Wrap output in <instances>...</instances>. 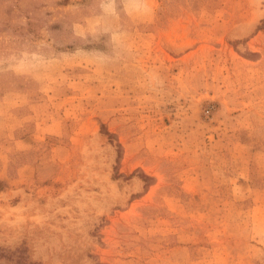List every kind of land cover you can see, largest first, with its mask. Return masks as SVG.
<instances>
[{
  "label": "rangeland",
  "instance_id": "374dc122",
  "mask_svg": "<svg viewBox=\"0 0 264 264\" xmlns=\"http://www.w3.org/2000/svg\"><path fill=\"white\" fill-rule=\"evenodd\" d=\"M91 4L0 0V55ZM152 4L118 63L0 72V264H264V5Z\"/></svg>",
  "mask_w": 264,
  "mask_h": 264
},
{
  "label": "clouds",
  "instance_id": "9594fccd",
  "mask_svg": "<svg viewBox=\"0 0 264 264\" xmlns=\"http://www.w3.org/2000/svg\"><path fill=\"white\" fill-rule=\"evenodd\" d=\"M264 5V0H259ZM155 15L152 0H92L91 14L74 24L73 37L81 43L70 51H55L46 39L10 47L0 55V72L37 76L68 62H85L103 68L131 53L125 20H150ZM88 44H103L102 48ZM149 85H162L159 75L147 74Z\"/></svg>",
  "mask_w": 264,
  "mask_h": 264
},
{
  "label": "trees",
  "instance_id": "16d2710c",
  "mask_svg": "<svg viewBox=\"0 0 264 264\" xmlns=\"http://www.w3.org/2000/svg\"><path fill=\"white\" fill-rule=\"evenodd\" d=\"M104 134H106L109 138H111L110 134H108L107 132H104ZM119 157V153L117 154V158Z\"/></svg>",
  "mask_w": 264,
  "mask_h": 264
},
{
  "label": "built area",
  "instance_id": "2783aa9c",
  "mask_svg": "<svg viewBox=\"0 0 264 264\" xmlns=\"http://www.w3.org/2000/svg\"><path fill=\"white\" fill-rule=\"evenodd\" d=\"M206 113H208V112H206Z\"/></svg>",
  "mask_w": 264,
  "mask_h": 264
}]
</instances>
